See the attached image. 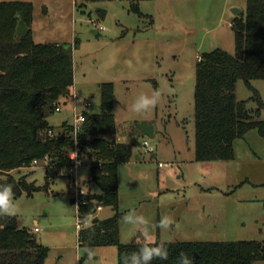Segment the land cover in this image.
Wrapping results in <instances>:
<instances>
[{
    "label": "rangeland",
    "instance_id": "1",
    "mask_svg": "<svg viewBox=\"0 0 264 264\" xmlns=\"http://www.w3.org/2000/svg\"><path fill=\"white\" fill-rule=\"evenodd\" d=\"M0 2L31 4L28 28L35 44L72 46L73 96L60 112L48 117L53 136L63 133L64 123L70 127L73 108L81 112L83 102L91 104L84 110L88 116L99 114V87L113 85L115 140L132 152L129 161L117 168L121 244H264V139L257 130L234 142L231 161L197 162L194 157L197 58L213 49L234 54L232 10L244 14L246 0ZM98 9L106 12L103 20L97 17ZM251 87L264 106V80L252 81ZM235 94L249 110L257 109L253 92L243 81L236 83ZM141 96L155 99L156 105L136 113L133 107ZM259 118L264 121V109ZM139 124L152 126L153 138L141 132ZM67 136L70 139V133ZM83 157L85 166L78 171L81 184L89 179V160ZM47 160L12 173L38 190L9 198L15 214L0 215L14 216L20 228L30 230L48 249L44 264H117L114 246L78 244L70 180L63 177L66 167H49ZM89 188L98 193L96 187ZM113 215L107 207L96 217ZM127 216L131 220L126 221ZM165 217L172 218V224L162 229L159 221ZM254 264H264V257Z\"/></svg>",
    "mask_w": 264,
    "mask_h": 264
},
{
    "label": "trees",
    "instance_id": "2",
    "mask_svg": "<svg viewBox=\"0 0 264 264\" xmlns=\"http://www.w3.org/2000/svg\"><path fill=\"white\" fill-rule=\"evenodd\" d=\"M99 2L102 0H85ZM32 12L29 3L0 2V193L9 198L31 195L38 190L25 177L15 179L12 173L30 167L32 162L48 158L49 167L70 165L72 148L67 133L56 136L47 121L57 103L66 105L72 98V46L35 44L29 33L17 34L21 21L28 28ZM133 12L138 13L136 7ZM235 52L213 49L200 56L195 74L194 127L197 162H225L234 159V142L250 130L264 139V109L259 93L251 82L264 80V0H246L231 23ZM253 92L257 109L249 110L246 101L236 99L238 81ZM97 115L88 116L78 135L80 151L89 160V179L83 185L98 189L86 197L80 209L83 221L89 219L77 234L78 244L87 247L114 246L117 264H133L132 255L140 257L145 246L164 244L168 259L158 257L147 264H183L181 252L194 264H254L264 257V244L256 242H119L118 165L129 161L131 148L115 140L113 115L114 94L111 83L101 84ZM64 138L61 140V136ZM84 158V157H83ZM51 170V169H50ZM52 175V174H51ZM49 174V176H51ZM111 208L114 215L100 220L99 208ZM95 220V221H94ZM48 249L40 246L28 229L20 228L14 216L0 215V264H44Z\"/></svg>",
    "mask_w": 264,
    "mask_h": 264
},
{
    "label": "built area",
    "instance_id": "3",
    "mask_svg": "<svg viewBox=\"0 0 264 264\" xmlns=\"http://www.w3.org/2000/svg\"><path fill=\"white\" fill-rule=\"evenodd\" d=\"M200 58L198 57L197 60ZM90 102H83L82 107L83 110L81 112H77L75 108H73V122L71 123V131H70V142L72 148L69 153L70 165L66 167L65 172L63 173V177H66L70 180L69 188L72 189V202L76 207V233L89 223V219L87 221H83L80 217V209L82 206L86 205L87 200L86 197L89 196V190L81 184L79 181L78 171L85 166V161L83 159V155L80 151V144L78 142V135L81 132L82 125L85 123L87 119V113L84 111L90 108ZM62 108V103H57L55 106V112H60ZM50 137H53L52 132L49 133ZM144 147L147 148L148 143H143ZM152 150H149L151 152ZM47 160V157H44ZM48 161V160H47ZM37 161L32 162L33 167L37 165ZM31 164V165H32ZM161 165V164H160ZM34 232H38L39 229L35 227L33 229Z\"/></svg>",
    "mask_w": 264,
    "mask_h": 264
},
{
    "label": "clouds",
    "instance_id": "4",
    "mask_svg": "<svg viewBox=\"0 0 264 264\" xmlns=\"http://www.w3.org/2000/svg\"><path fill=\"white\" fill-rule=\"evenodd\" d=\"M156 96H159V92H156ZM151 105L154 107L156 105V100L148 98L146 96H141V102L134 105L133 111L136 113H141L143 109H147ZM0 212H7L9 215L15 214V209L11 208L9 205V192L6 190L0 193ZM126 221L131 220L130 216L124 218ZM172 224V218L165 217L159 221V227L162 229H167ZM168 249L164 244H160L155 247L145 246L141 249L140 257L147 264L151 261L153 257H158L161 260L168 259ZM89 256H91V251L89 250ZM181 256L184 258L183 264H194V259L189 255L181 252ZM133 264H140V259L137 258L136 254L132 255Z\"/></svg>",
    "mask_w": 264,
    "mask_h": 264
},
{
    "label": "water",
    "instance_id": "5",
    "mask_svg": "<svg viewBox=\"0 0 264 264\" xmlns=\"http://www.w3.org/2000/svg\"><path fill=\"white\" fill-rule=\"evenodd\" d=\"M105 11L104 10H96V14H97V17L100 19V20H103L104 17H105ZM241 13L240 10H236V9H233L232 10V14L236 17L238 16L239 14ZM16 32L17 34H20V35H26L29 33V28H27V26L25 25V23L23 21L20 22V24L17 26V29H16ZM94 33L96 34L97 32L94 31ZM138 128L139 130H141V132H143L146 136H148L149 138H153V128L152 126L150 125H147V124H139L138 125ZM64 138V135L61 136V140ZM49 174L51 175V171L49 170ZM95 221V220H94Z\"/></svg>",
    "mask_w": 264,
    "mask_h": 264
},
{
    "label": "crops",
    "instance_id": "6",
    "mask_svg": "<svg viewBox=\"0 0 264 264\" xmlns=\"http://www.w3.org/2000/svg\"><path fill=\"white\" fill-rule=\"evenodd\" d=\"M230 25H231V24H230ZM83 183H85V181H83ZM88 190H89V189H88ZM89 191H90V190H89ZM100 210H102V208H99V209H98V212H100ZM98 212H97V213H98Z\"/></svg>",
    "mask_w": 264,
    "mask_h": 264
}]
</instances>
